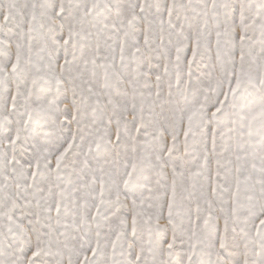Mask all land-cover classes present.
Segmentation results:
<instances>
[{
  "label": "snow or ice",
  "instance_id": "snow-or-ice-1",
  "mask_svg": "<svg viewBox=\"0 0 264 264\" xmlns=\"http://www.w3.org/2000/svg\"><path fill=\"white\" fill-rule=\"evenodd\" d=\"M0 264H264V0H0Z\"/></svg>",
  "mask_w": 264,
  "mask_h": 264
}]
</instances>
